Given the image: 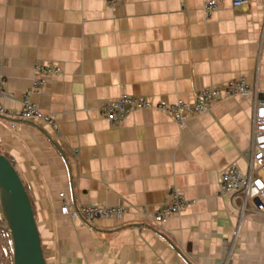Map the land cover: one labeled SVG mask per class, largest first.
<instances>
[{"label":"crops","instance_id":"crops-1","mask_svg":"<svg viewBox=\"0 0 264 264\" xmlns=\"http://www.w3.org/2000/svg\"><path fill=\"white\" fill-rule=\"evenodd\" d=\"M0 0V78L9 96L0 150L29 193L46 264H264V216L220 193L231 165L247 172L253 100L226 98L180 127L157 110L120 124L101 113L123 94L193 103L205 88L245 77L264 94V0ZM60 67L33 101L59 133L19 121L35 66ZM17 127L12 128L11 124ZM177 188L187 209L149 217ZM121 205L123 218L64 215L69 205Z\"/></svg>","mask_w":264,"mask_h":264},{"label":"built area","instance_id":"built-area-1","mask_svg":"<svg viewBox=\"0 0 264 264\" xmlns=\"http://www.w3.org/2000/svg\"><path fill=\"white\" fill-rule=\"evenodd\" d=\"M124 0H107L110 8H115ZM234 8H240L250 4V0H231ZM219 0H206L203 6L206 18H211L217 11ZM37 77L33 80L30 89L21 97L22 109L19 113V121L47 126L59 133V126L54 116L44 113L33 101V96L39 94L46 84L47 78L60 76L61 68L37 64L35 66ZM9 96L6 81L0 78V115L9 116V111L2 100ZM241 96L253 100L254 110L252 116V140L249 151V164L247 172H243L239 166L231 165L224 170L219 177L220 193L232 195L235 200H240L241 214L252 212L264 216V94L257 86L250 84L245 77L230 81L226 87H210L200 90L193 103L178 101L174 104L166 102L155 103L149 98L123 94L118 98L105 101L101 106V113L110 124H120L135 110H157L164 113L180 127H183L190 119L204 115L220 101L226 98ZM11 127H17L12 123ZM189 202L177 188L171 190L168 201L157 212L149 217L151 222L159 225L172 216L184 212ZM62 214L71 215L74 219H85L91 224L100 219L123 218L128 210L121 205L108 206L102 204H89L81 209H72L64 205Z\"/></svg>","mask_w":264,"mask_h":264},{"label":"water","instance_id":"water-1","mask_svg":"<svg viewBox=\"0 0 264 264\" xmlns=\"http://www.w3.org/2000/svg\"><path fill=\"white\" fill-rule=\"evenodd\" d=\"M0 209L13 241L14 264H46L35 211L15 165L0 152Z\"/></svg>","mask_w":264,"mask_h":264},{"label":"trees","instance_id":"trees-1","mask_svg":"<svg viewBox=\"0 0 264 264\" xmlns=\"http://www.w3.org/2000/svg\"><path fill=\"white\" fill-rule=\"evenodd\" d=\"M0 152L4 154L1 150ZM13 255V241L9 235L7 220L0 209V264H14Z\"/></svg>","mask_w":264,"mask_h":264}]
</instances>
